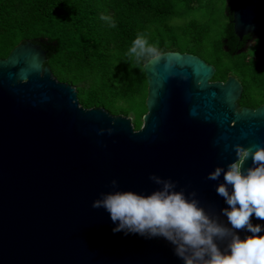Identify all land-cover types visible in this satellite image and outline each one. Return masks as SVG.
<instances>
[{"label": "water", "instance_id": "1", "mask_svg": "<svg viewBox=\"0 0 264 264\" xmlns=\"http://www.w3.org/2000/svg\"><path fill=\"white\" fill-rule=\"evenodd\" d=\"M229 4L239 38L264 33V0ZM45 61L30 39L0 58V264H182L163 238L113 233L93 200L115 190L113 179L150 193L156 174L219 215L224 201L207 174L236 159L235 144L264 146V101L239 107L235 76L214 81L198 55L166 51L143 64L147 112L135 130L128 116L81 106Z\"/></svg>", "mask_w": 264, "mask_h": 264}, {"label": "trees", "instance_id": "2", "mask_svg": "<svg viewBox=\"0 0 264 264\" xmlns=\"http://www.w3.org/2000/svg\"><path fill=\"white\" fill-rule=\"evenodd\" d=\"M230 1L0 0V58L27 39L39 42L44 65L75 86L81 106L132 114L138 130L147 112L143 64L152 57L129 55L133 41L142 36L158 53L198 55L210 40L214 56L201 58L214 66L212 80L235 76L242 85L239 106L255 108L264 101V33L239 38Z\"/></svg>", "mask_w": 264, "mask_h": 264}, {"label": "clouds", "instance_id": "3", "mask_svg": "<svg viewBox=\"0 0 264 264\" xmlns=\"http://www.w3.org/2000/svg\"><path fill=\"white\" fill-rule=\"evenodd\" d=\"M129 55L158 57L159 53L137 36ZM233 147L236 159L207 174V179L217 181L215 192L224 201L219 215L206 210L194 191L177 190L175 181L156 174L149 179L159 187L150 193L120 190L113 179L115 190L100 193L92 207L108 213L113 233L163 238L182 264H264V225L252 223L253 217L264 221V146ZM249 158L251 165L244 168Z\"/></svg>", "mask_w": 264, "mask_h": 264}, {"label": "rangeland", "instance_id": "4", "mask_svg": "<svg viewBox=\"0 0 264 264\" xmlns=\"http://www.w3.org/2000/svg\"><path fill=\"white\" fill-rule=\"evenodd\" d=\"M205 12V11H204ZM207 12V10H206ZM214 15L215 17L217 16H220V10L217 9L215 10L214 12ZM191 16V14H189V17ZM205 17V14L203 15ZM202 16V17H203ZM219 18V17H217ZM217 31H219V28H217ZM211 41H207L206 44H204V46H199L197 49H196V53L198 54L199 57H203L205 59H209L210 57H213L214 56V51H213V48L212 46L210 45ZM252 45L249 44V48L251 47ZM128 117L131 118V122H132V119H133V115L132 114H129L127 115Z\"/></svg>", "mask_w": 264, "mask_h": 264}, {"label": "flooded vegetation", "instance_id": "5", "mask_svg": "<svg viewBox=\"0 0 264 264\" xmlns=\"http://www.w3.org/2000/svg\"><path fill=\"white\" fill-rule=\"evenodd\" d=\"M249 44H250V41H247L246 46H248ZM239 107H242V106H239Z\"/></svg>", "mask_w": 264, "mask_h": 264}]
</instances>
